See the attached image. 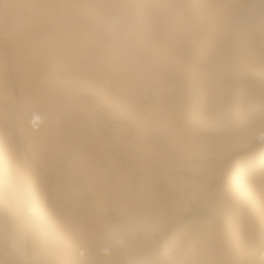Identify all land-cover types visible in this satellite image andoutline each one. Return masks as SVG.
<instances>
[{
	"label": "rangeland",
	"instance_id": "rangeland-1",
	"mask_svg": "<svg viewBox=\"0 0 264 264\" xmlns=\"http://www.w3.org/2000/svg\"><path fill=\"white\" fill-rule=\"evenodd\" d=\"M57 1L0 0V264H264V0Z\"/></svg>",
	"mask_w": 264,
	"mask_h": 264
},
{
	"label": "clouds",
	"instance_id": "clouds-1",
	"mask_svg": "<svg viewBox=\"0 0 264 264\" xmlns=\"http://www.w3.org/2000/svg\"><path fill=\"white\" fill-rule=\"evenodd\" d=\"M149 13L138 9L133 11L114 10L102 14L98 23L101 30L119 42H127L135 37L146 22Z\"/></svg>",
	"mask_w": 264,
	"mask_h": 264
},
{
	"label": "bare ground",
	"instance_id": "bare-ground-1",
	"mask_svg": "<svg viewBox=\"0 0 264 264\" xmlns=\"http://www.w3.org/2000/svg\"><path fill=\"white\" fill-rule=\"evenodd\" d=\"M16 1V0H15ZM44 1V0H43ZM57 1V0H56ZM59 1V0H58ZM57 1V3L59 4V2ZM61 1V0H60ZM143 2H144V0H142ZM142 1H141V3H142ZM18 2V1H17ZM19 2H21V3H18L20 6L22 5V1H19ZM37 3H39V1H36ZM69 2V1H68ZM122 2H123V0H122ZM137 2H139V0L137 1V0H124V5L125 6H127V7H130V8H132V6L133 5H137ZM16 3V2H15ZM57 3L55 2V5H53V6H56L57 5ZM88 3H89V1H88ZM92 3V2H91ZM146 3V2H145ZM12 4V3H11ZM26 4V3H25ZM24 4V5H25ZM48 4V3H47ZM62 4V3H61ZM78 4H79V2H78ZM93 4V3H92ZM151 4V3H150ZM18 5V6H19ZM66 5V4H65ZM84 5V4H83ZM82 5V6H83ZM19 6V7H20ZM68 6H69V3H68ZM71 6H72V4H71ZM75 6V5H74ZM74 6L72 7V8H74ZM80 6V5H79ZM81 6V7H82ZM23 7V6H22ZM60 7H62V5L61 6H59V9H60ZM77 7V6H76ZM93 7V6H92ZM95 7V6H94ZM16 8V7H15ZM54 8V7H53ZM62 8H64V6L62 7ZM61 8V9H62ZM136 8V7H135ZM23 9V8H22ZM64 9H67V7L66 8H64ZM68 9H69V7H68ZM85 9H87V8H85ZM88 9H89V7H88ZM103 9V8H102ZM138 9H140V8H138ZM70 10H71V8H70ZM84 10V9H83ZM100 10V9H99ZM109 10V9H108ZM143 10H144V5H143ZM55 11H59V10H56L55 9ZM91 11V10H90ZM19 12H20V10H19ZM46 12V11H45ZM14 13V12H13ZM39 13V12H38ZM22 15V14H21ZM42 15H45L46 16V13H44V14H42ZM54 15H56V14H54ZM83 15V17L85 16L84 14H82ZM92 15V14H91ZM47 16H52V15H48V13H47ZM56 16H58V15H56ZM66 17L68 16L67 14L65 15ZM93 16V15H92ZM41 17V16H40ZM59 17V16H58ZM61 17H62V15H61ZM81 17V14H79V9H73V11H71L70 12V18H69V21H71V22H74L75 24H76V20H77V22H79V21H82L83 20V18H80ZM15 17H13V19H14ZM16 19V18H15ZM82 19V20H81ZM90 19V18H89ZM88 19V20H89ZM96 19H98V18H96ZM18 20V19H17ZM21 20V19H20ZM42 20V19H41ZM90 20H92V19H90ZM16 21V20H15ZM40 21V20H39ZM44 21V20H43ZM48 21V20H47ZM47 21H45V23L47 22ZM52 20H50V22H51ZM54 21V20H53ZM84 21V20H83ZM87 21V20H86ZM17 22V21H16ZM18 22H20V21H18ZM25 22H27V21H25ZM36 22H38V21H36ZM49 22V23H50ZM92 22V21H91ZM94 22H95V20H94ZM93 22V23H94ZM98 23V21L96 22V24ZM21 24V23H20ZM30 24V23H29ZM29 24H27L26 26H28ZM32 24V23H31ZM89 24H91V23H89ZM96 24H94V25H96ZM19 25V24H18ZM17 25V26H18ZM40 25V24H39ZM84 26V25H83ZM19 27V26H18ZM87 27V26H86ZM14 28H15V26H14ZM21 28V27H20ZM51 28H53V27H51ZM93 28V27H92ZM10 29V28H9ZM97 29H99V28H97ZM28 30V29H27ZM30 30V29H29ZM37 30V29H36ZM48 30V29H47ZM77 30V29H76ZM81 30V29H80ZM14 31H16V29L14 30ZM25 31V30H24ZM34 31V30H33ZM46 31V30H45ZM49 31V30H48ZM70 31V30H69ZM97 31V30H96ZM101 31V30H100ZM23 32V31H22ZM67 32V31H66ZM98 32V31H97ZM57 33V32H56ZM68 33H72V32H68ZM90 33V32H89ZM102 33V32H101ZM74 34V33H73ZM14 35V34H13ZM17 35V34H16ZM20 35H23V34H20ZM52 35V34H51ZM77 35V34H76ZM90 35V34H89ZM2 36V35H1ZM49 36V35H48ZM81 36H82V33H81ZM93 36H94V34H93ZM92 36V37H93ZM102 36V35H101ZM24 37V36H23ZM84 37V36H83ZM86 37V36H85ZM105 37H107V36H105ZM17 38V37H16ZM49 38V37H48ZM90 39L88 36L86 37V39ZM95 38V37H94ZM97 38V37H96ZM26 39V38H25ZM36 39V38H35ZM93 39V38H92ZM42 40V39H41ZM58 40V39H57ZM18 41V40H17ZM24 41V40H23ZM95 41V40H94ZM15 42V41H14ZM42 42H44V40L42 41ZM50 42V41H49ZM62 42V41H61ZM46 43V42H45ZM73 43V42H72ZM84 43V42H83ZM102 43V42H101ZM15 44V43H14ZM20 44V43H19ZM33 44V43H32ZM39 44V43H38ZM42 44V43H41ZM84 46V45H83ZM82 46V47H83ZM102 46H103V44H102ZM98 47V46H97ZM28 48V47H27ZM30 48V47H29ZM60 48H62V46H60ZM96 48V47H95ZM100 48H101V46H100ZM42 50V49H41ZM59 50H57L56 49V51L55 52H58ZM74 51V50H73ZM89 51V50H88ZM95 51H96V49H95ZM33 53V52H32ZM70 54V53H69ZM165 54V53H164ZM79 55V54H78ZM71 56V55H70ZM77 56V55H76ZM37 59V58H36ZM79 59V58H78ZM159 59V58H158ZM161 59V58H160ZM24 61H25V59H24ZM28 63V62H27ZM126 63V62H125ZM127 64V63H126ZM220 65V64H219ZM30 66V65H29ZM33 67V66H32ZM110 67V66H109ZM172 67V66H171ZM30 68V67H29ZM39 68V67H38ZM108 68V67H107ZM84 69V68H83ZM112 69V68H111ZM128 71V70H127ZM98 72V71H97ZM101 72V71H100ZM104 73V72H103ZM120 73V72H119ZM37 74V73H36ZM78 74V73H77ZM70 76V75H69ZM95 76V75H94ZM97 76V75H96ZM127 76V75H126ZM103 78V77H102ZM120 78V77H119ZM123 78V77H122ZM125 78V77H124ZM37 79V78H36ZM106 79V78H105ZM112 79V78H111ZM135 79H137V78H135ZM114 80V79H113ZM95 81V80H94ZM119 81H121V78H120V80ZM119 81H117V82H119ZM127 81V80H126ZM108 82V81H107ZM132 82V81H131ZM151 82V81H150ZM103 84V83H102ZM105 84V83H104ZM114 84V83H113ZM127 84H129V83H127ZM94 85V84H93ZM105 86H106V84H105ZM118 86V85H117ZM101 87V86H100ZM116 87V86H115ZM119 87V86H118ZM117 87V88H118ZM189 87V86H188ZM206 87H209L208 85L206 86ZM212 87V86H211ZM211 87H210V89H211ZM111 88V87H110ZM130 88V87H129ZM167 88H169V87H167ZM157 89V88H156ZM209 89V88H208ZM208 89H203V90H207L208 91ZM209 89V90H210ZM119 91V90H118ZM123 91V90H122ZM30 92V91H29ZM168 92H170L171 94L173 93V95L175 96V97H177L175 94H176V92H177V89L176 90H173L172 89V91H168ZM204 92H206V91H204ZM211 92H212V90H211ZM192 91L190 90V87H189V90H186L185 91V95H187L188 97H190L191 99H192V101H193V99H194V95H192ZM161 94H163V91L161 92ZM180 94V96H184V94H182L181 92L179 93L178 92V95ZM212 94V93H211ZM213 96V95H212ZM51 97V96H50ZM116 98V97H115ZM98 99V98H97ZM187 99V98H186ZM181 100V99H180ZM179 100V101H180ZM54 101V100H53ZM149 101V100H148ZM178 101V102H179ZM127 102V101H126ZM133 102V101H132ZM180 103V102H179ZM128 104V103H127ZM140 104V103H139ZM178 104V103H177ZM188 104V103H187ZM174 105H176V104H174ZM48 106V105H47ZM164 107V106H163ZM190 107V106H189ZM168 108H171V106L169 107L168 106ZM144 109V108H143ZM142 109V110H143ZM154 109V108H153ZM157 109V108H156ZM167 109V108H166ZM137 110V109H136ZM171 110V109H170ZM178 110V109H177ZM177 110H175L176 112H177V115L180 113L179 112V110L177 111ZM191 110V109H190ZM190 110H188V109H186V111L187 112H189ZM167 112H169V111H167ZM185 112V111H184ZM63 113V112H62ZM162 113V112H161ZM175 113V112H174ZM186 113V112H185ZM185 113H184V115H185ZM144 114V113H143ZM150 114V113H149ZM168 114V113H167ZM171 114H173V113H171ZM162 115V114H161ZM160 115V116H161ZM169 115H170V112H169ZM176 115V114H175ZM142 116V115H141ZM163 116V115H162ZM186 116V115H185ZM187 117V116H186ZM162 118V117H161ZM169 118H172V117H169ZM184 118V117H183ZM43 120V119H42ZM48 120V119H47ZM173 120V119H172ZM141 121V120H140ZM174 121V120H173ZM47 124V123H46ZM166 124V123H165ZM173 126L175 127V128H178V126H181V124L179 123V122H175V123H173ZM173 127V128H174ZM144 128V127H143ZM142 129V128H141ZM183 129V128H182ZM186 130V129H185ZM189 130V129H188ZM178 131H181L180 129H178ZM171 133V132H170ZM170 133H169V135H170ZM168 134V133H167ZM184 134V133H183ZM182 134V135H183ZM173 135V134H172ZM175 135V134H174ZM168 137V136H167ZM148 138V137H147ZM168 139V138H167ZM162 140V139H161ZM174 140H175V138H174ZM178 140V139H177ZM261 159V158H260ZM263 159V158H262ZM261 163H263V162H261ZM257 166V165H256ZM250 168V167H249ZM252 168V167H251Z\"/></svg>",
	"mask_w": 264,
	"mask_h": 264
}]
</instances>
